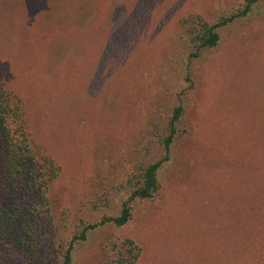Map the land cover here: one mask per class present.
I'll list each match as a JSON object with an SVG mask.
<instances>
[{
  "label": "rangeland",
  "instance_id": "374dc122",
  "mask_svg": "<svg viewBox=\"0 0 264 264\" xmlns=\"http://www.w3.org/2000/svg\"><path fill=\"white\" fill-rule=\"evenodd\" d=\"M245 1L0 0V88L60 169L55 245L117 216L139 170L166 159L154 197L89 230L72 264H101L123 237L137 264H264V0L214 48L193 37Z\"/></svg>",
  "mask_w": 264,
  "mask_h": 264
},
{
  "label": "trees",
  "instance_id": "16d2710c",
  "mask_svg": "<svg viewBox=\"0 0 264 264\" xmlns=\"http://www.w3.org/2000/svg\"><path fill=\"white\" fill-rule=\"evenodd\" d=\"M255 2L246 0L242 11L214 25L202 22L200 33L193 34L197 48H214L219 41L217 29L246 15ZM182 115V107L177 106L168 123L169 134L163 140L166 152L178 133L176 125ZM165 160L139 170L117 216L85 227L66 246L55 245L50 186L60 169L40 148L33 146L20 99L0 88V264H52L53 260L58 264H72L73 246L85 240L89 230L106 223L117 227L125 225L131 218L132 202L154 197L159 189L157 172ZM106 253L101 264H137L141 248L132 239L123 237L109 241Z\"/></svg>",
  "mask_w": 264,
  "mask_h": 264
}]
</instances>
